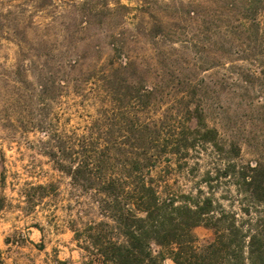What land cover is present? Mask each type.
Listing matches in <instances>:
<instances>
[{"label": "rangeland", "instance_id": "374dc122", "mask_svg": "<svg viewBox=\"0 0 264 264\" xmlns=\"http://www.w3.org/2000/svg\"><path fill=\"white\" fill-rule=\"evenodd\" d=\"M199 106L210 142L184 128ZM117 148L156 153L151 175L193 196L229 160L264 169V0H0V264H80L87 196L61 167L91 178ZM211 185L239 211L230 177Z\"/></svg>", "mask_w": 264, "mask_h": 264}, {"label": "trees", "instance_id": "16d2710c", "mask_svg": "<svg viewBox=\"0 0 264 264\" xmlns=\"http://www.w3.org/2000/svg\"><path fill=\"white\" fill-rule=\"evenodd\" d=\"M189 111L199 126L184 128L210 142L201 133L206 124L202 107ZM194 146L176 145L167 153L180 155V150ZM150 152L113 149L116 161H99V175L88 179L81 177L92 169L88 163L61 167L87 196L69 226L80 264H164L168 258L174 264H264V169L259 163L229 160L223 169L206 171L209 194L199 190L193 196L151 175L154 165L148 161L157 154ZM221 177H230L237 191L245 192L239 211L221 209L216 202L211 182ZM3 208L0 197V212ZM198 226L211 228L213 240L201 242L195 233Z\"/></svg>", "mask_w": 264, "mask_h": 264}]
</instances>
